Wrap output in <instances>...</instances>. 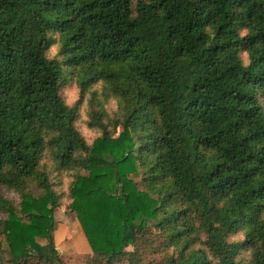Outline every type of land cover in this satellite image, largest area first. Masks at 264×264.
Wrapping results in <instances>:
<instances>
[{
  "label": "trees",
  "instance_id": "obj_1",
  "mask_svg": "<svg viewBox=\"0 0 264 264\" xmlns=\"http://www.w3.org/2000/svg\"><path fill=\"white\" fill-rule=\"evenodd\" d=\"M67 180L92 264H264V0H0V264Z\"/></svg>",
  "mask_w": 264,
  "mask_h": 264
},
{
  "label": "rangeland",
  "instance_id": "obj_2",
  "mask_svg": "<svg viewBox=\"0 0 264 264\" xmlns=\"http://www.w3.org/2000/svg\"><path fill=\"white\" fill-rule=\"evenodd\" d=\"M138 0H133L134 4H136ZM56 50H53V53H55ZM57 53V52H56ZM55 53V54H56ZM63 96L65 97L67 103L71 106H74L77 101L79 100V90L74 86V84L69 83L65 86V88L62 91ZM108 111L110 114H112L116 110V104L114 101H110L107 105ZM87 119L86 116V107L82 105L80 107V118L78 119V127L82 131L83 135L86 137L87 141L91 143L93 139L97 137V132L89 130L86 125L85 121ZM134 180L138 183L139 179L134 178ZM68 180L65 181L62 186H59L56 188L57 192H59V199L58 202L60 203V207L55 212V222H56V228L54 231V238H55V244L58 252L63 257L66 264H92V252L88 245V242L81 230V227L79 225V222L76 218V215L72 213L68 209V205L71 203V199L68 195ZM140 186V185H139ZM37 193L39 190L33 189ZM7 196L9 198L19 200L18 195L15 193L9 192L7 193ZM157 230L154 229V233H156ZM151 238V237H147ZM40 244L45 245V240H38ZM150 241V240H149ZM152 242V241H150ZM156 242H153L154 247L158 244ZM136 249L134 247H130L127 249V252H134ZM153 248L152 246L148 245H142L138 249L139 253L145 254H152ZM153 255V254H152ZM158 255H149L148 258H158ZM119 264H129L128 261L123 260Z\"/></svg>",
  "mask_w": 264,
  "mask_h": 264
}]
</instances>
